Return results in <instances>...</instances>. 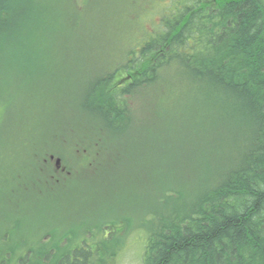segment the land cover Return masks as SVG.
<instances>
[{
	"label": "rangeland",
	"instance_id": "1",
	"mask_svg": "<svg viewBox=\"0 0 264 264\" xmlns=\"http://www.w3.org/2000/svg\"><path fill=\"white\" fill-rule=\"evenodd\" d=\"M33 1L7 0L0 8L4 4L9 12L34 4L57 13L59 20L29 26L28 37L39 42V27L44 31L65 27V34L55 38L66 51L50 52L54 59H40L42 53L26 43L24 49L35 51H11L10 23L23 20L3 16L7 26L0 29V95L6 100L0 106V253L20 244L26 235L30 245H38V253L47 252L49 245L40 246L30 231L37 237L43 233L40 230L56 237L79 236L85 227L114 221V229L103 230L106 240H100L103 232L97 235L90 228L91 235L83 237L87 247L92 252L102 248V264H142L145 245L170 218V209L190 201L198 190L202 153L213 150L218 165L223 155L231 157L246 146V118L235 109L224 121L214 118L211 129L202 134L204 114L216 116L221 104L201 101L196 86L179 81L182 72L176 66L169 67L172 76L129 98L131 122L123 126L124 116L112 114L117 126L109 128L101 115L81 106L88 82L134 53L136 41L150 33L178 0ZM72 24L77 28L73 33ZM22 27V37L27 36L25 23ZM40 69L45 70L26 74ZM2 78L9 85L4 92ZM74 144L92 153H76L69 161L75 175L70 184L53 190L30 184L36 176L33 154L44 147L67 149ZM84 157L92 158L87 168ZM71 239L67 244L77 241ZM112 248L108 258L106 252ZM8 255L7 262L12 263Z\"/></svg>",
	"mask_w": 264,
	"mask_h": 264
},
{
	"label": "trees",
	"instance_id": "2",
	"mask_svg": "<svg viewBox=\"0 0 264 264\" xmlns=\"http://www.w3.org/2000/svg\"><path fill=\"white\" fill-rule=\"evenodd\" d=\"M4 1L7 0L0 3ZM7 11L3 4L0 29L7 26L3 16L22 19L28 29L27 36L22 37V23H10L14 27L8 33L11 51H35L24 49V43L41 52L40 59H54L49 57L50 52L66 51L55 38L65 34V27L56 25L46 31L39 27V42L28 37L32 35L29 26L59 20L57 13L42 6L35 8L34 4ZM157 23L136 41L134 53L126 54L114 69L88 82L81 106L101 115L109 128L117 126L112 114L123 115L125 126L132 119L129 98L138 89L172 76L170 69L178 66L182 72L179 81L196 86L201 101L216 100L221 104L216 116L204 114L202 134L211 129L214 118L224 121L240 109L246 118L247 137L245 147L231 157L223 155L218 165L213 150L202 153L198 190L191 193L194 196L190 201L170 209V218L160 224L145 245L142 264H264V0H178ZM74 25L71 32L73 28L77 30ZM125 76L128 79L124 84H114ZM1 83L4 92L9 85L4 78ZM5 101L0 95V106ZM113 222L85 227L79 236L67 233V237H56L52 231L40 230L43 233L37 237V232L30 231L40 246L49 245L47 252L40 249L38 253V245H30L27 235L21 236L22 244L0 253V264L105 263L102 248L92 252L83 237L91 235L90 228L97 235L105 227L114 229ZM103 234L100 240H106ZM47 236L50 240L43 241ZM71 238L77 239L73 245ZM114 248L106 252L108 258ZM5 253H9L12 263L7 262Z\"/></svg>",
	"mask_w": 264,
	"mask_h": 264
},
{
	"label": "flooded vegetation",
	"instance_id": "3",
	"mask_svg": "<svg viewBox=\"0 0 264 264\" xmlns=\"http://www.w3.org/2000/svg\"><path fill=\"white\" fill-rule=\"evenodd\" d=\"M126 78L125 76L123 80H121V78L116 80L117 86L124 84ZM86 151V148H80L79 146H71L67 149L63 147L55 148L52 146L42 148L37 156L33 154L35 158L33 169L36 173L34 183L53 188V186L60 181L71 180L73 177V168L70 166L69 161H72L76 153L85 156L87 153Z\"/></svg>",
	"mask_w": 264,
	"mask_h": 264
}]
</instances>
